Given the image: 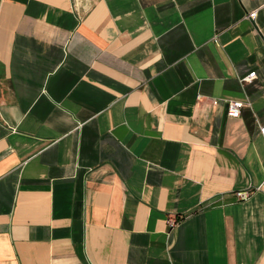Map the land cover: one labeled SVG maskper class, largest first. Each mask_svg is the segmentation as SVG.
I'll list each match as a JSON object with an SVG mask.
<instances>
[{
    "label": "crops",
    "instance_id": "crops-1",
    "mask_svg": "<svg viewBox=\"0 0 264 264\" xmlns=\"http://www.w3.org/2000/svg\"><path fill=\"white\" fill-rule=\"evenodd\" d=\"M262 124L264 0H0V264H264Z\"/></svg>",
    "mask_w": 264,
    "mask_h": 264
},
{
    "label": "built area",
    "instance_id": "built-area-1",
    "mask_svg": "<svg viewBox=\"0 0 264 264\" xmlns=\"http://www.w3.org/2000/svg\"><path fill=\"white\" fill-rule=\"evenodd\" d=\"M256 15V12H251L248 16L251 18H254ZM257 72L256 71H252L250 72L245 78L244 80H253L254 78L257 77ZM202 96H199V98H201ZM213 103L215 105H217L219 103V100L217 99H213ZM244 102L240 101V100H228L227 101V114L230 116H234V117H238L241 115V111L242 108L244 107ZM260 133L264 136V124H262L260 126ZM252 194V190L251 189H247V190H237L235 192V196L237 199L239 200H247L250 198ZM177 222V219L171 218L170 219V223L171 225L175 224Z\"/></svg>",
    "mask_w": 264,
    "mask_h": 264
}]
</instances>
